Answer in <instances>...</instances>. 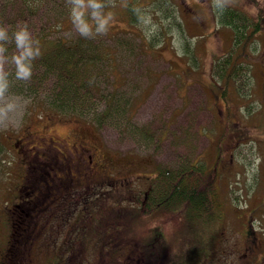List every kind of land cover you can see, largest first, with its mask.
Segmentation results:
<instances>
[{"label":"rangeland","instance_id":"rangeland-1","mask_svg":"<svg viewBox=\"0 0 264 264\" xmlns=\"http://www.w3.org/2000/svg\"><path fill=\"white\" fill-rule=\"evenodd\" d=\"M113 1L99 0L101 8L98 11L113 14L114 22L110 21L107 33L115 36V39L97 40L107 45L114 44L112 55L116 69L102 83L110 88L108 81L116 79L120 93L131 99L129 112L124 111L121 123L106 120L99 127L76 118L58 120L55 117L50 129L46 130L49 143L44 141L43 149L51 153L59 147L66 150L63 139L77 122H82L89 128L95 126L103 149L115 154L119 160H127L123 163L134 165V173L151 172L154 163L148 164L150 160L173 170L186 166V163L198 162L214 167L217 172L216 196L220 199L223 213L215 227L224 229L222 239L225 245L243 239L241 232L245 229L246 220L251 223L252 231L264 237V87L261 88V82L264 85V0H168L169 5H165L163 0H122L123 4L112 5ZM125 3L130 9L124 6ZM221 5L244 10L260 25L254 35L256 48L248 47L251 70L241 71V77L244 80L250 78L249 83H252L249 99L239 96L236 84L233 87L231 81L223 87V81L217 85L210 77L213 58L224 57L232 47V29L221 25L215 14V9ZM165 8L170 18L163 15ZM70 10L68 0H44L40 7L30 9L24 8L17 0H0V24L8 27L9 36L23 22L28 25L33 38L44 33L52 37L72 38L79 34L72 24ZM92 11L88 7L86 17H90ZM173 20L180 23L190 47L188 51H184L179 29ZM160 27L166 29V37ZM148 33L157 39L165 37L166 41L160 46H148L144 41ZM6 47L7 55L11 56L15 44L9 43ZM108 67L106 64V69ZM5 68L14 74L11 63H6ZM30 86L21 87L9 81L6 96L14 102L15 108L6 118H0V235L5 230L2 214L4 199H7L5 194L12 192L17 182L16 156L11 143L1 134L13 136L26 127L39 130V125L47 118L32 111L33 103L39 101L37 97L44 95L45 98V87ZM222 87L225 89L223 95L219 91L211 92V88L222 90ZM126 123L131 125V131L123 127ZM232 135L243 138L236 141ZM220 157L223 158L216 165ZM44 160L47 161L46 158ZM124 166H117V176H123ZM41 168L48 171L44 163H41ZM123 181L130 188L136 182L126 176ZM152 188H156V181ZM61 216H56L55 220ZM160 216L147 217L144 229L162 222L167 233L161 229H147L141 243L154 241L145 244L155 247L166 243L178 257L180 251H186L198 237L199 241H195L193 249L189 250V257H203L209 237L207 232H196L195 237L188 239L179 218L164 213ZM135 227L131 235L141 237L142 228ZM194 227L200 230V227ZM158 234L160 240L155 239ZM219 246L218 243L216 249ZM212 255L213 260L208 264H237L230 260L232 255L224 254L225 261L222 257L217 259L218 253L213 252ZM236 256L243 257L241 249ZM47 257L48 253L40 252L34 264H42Z\"/></svg>","mask_w":264,"mask_h":264},{"label":"trees","instance_id":"trees-1","mask_svg":"<svg viewBox=\"0 0 264 264\" xmlns=\"http://www.w3.org/2000/svg\"><path fill=\"white\" fill-rule=\"evenodd\" d=\"M17 1L23 4L24 8L30 9L40 7L44 0ZM163 2L169 5L168 0H163ZM116 3L120 4L122 0H114L112 5ZM125 5L130 9L127 3ZM258 13L262 15L260 10ZM215 14L221 25L232 29V47L224 57L213 58L210 77L217 85L223 81V87L231 81L233 87L236 84L238 95L249 99L252 83H249L250 78L244 80L243 76L241 77V71L251 70V54L248 47L256 48L254 35L260 27L259 22L253 21L248 17L250 15L244 13V10L232 6L221 5L215 9ZM163 15L170 18L167 8L163 9ZM173 23L179 29V40H182L184 51H186L190 47L185 41L180 23L176 20H173ZM160 31L163 36H167L165 28L160 27ZM165 37L157 39L156 36L148 33L144 41L148 43V46L152 44L160 46L166 41ZM100 38L115 39V36L106 33L94 38H84L80 35L66 38L52 37L44 33L34 38L39 42L41 55L33 61L31 79L17 80L15 74H11L9 81H14L21 87L25 85L31 87L32 84L36 87H45V98L44 95L37 97L39 101L34 102L32 106L34 114L47 117L46 122H42L39 126L44 123L50 125L52 121H55V117L58 120L70 117L86 123L91 122L92 125L99 127L106 120L121 123L124 119V111L128 114L131 99L120 93L116 79L108 81L110 88L102 83L107 79L108 74L116 69V66L112 55L114 44L107 45L97 41ZM142 47L146 50L144 46ZM106 64H109L108 69H106ZM223 87L222 90L211 88V92L219 91L223 95L225 91ZM262 87L264 85L262 86L261 82ZM34 91L36 92L35 89ZM81 123L75 124L72 134L80 136L75 132L85 133L83 139L94 143L99 151L104 152L103 156L111 160L113 166L129 165V169L123 167V171L127 169L123 175L136 181L133 188L123 184V179L117 176V167L109 181L104 180V174L99 173L96 189H91L87 195L78 196L72 205L68 204L65 213L57 220H55L56 216H51V221L60 230V232H52L36 227V218L28 216L31 213V206L28 204L20 205L16 213H12L7 208L17 196V179L12 192L5 194L8 197L4 199L6 203L2 207L5 230L0 235V255L6 257L2 252V248H5L10 255L13 251L24 253L27 250L30 252L36 250L38 254L43 252L47 255L48 253L49 257L42 264H208L213 260L211 257L213 252L219 254L216 256L217 259L222 257L225 261L224 254L235 257L241 249L243 257L238 256L235 260L237 264L242 261V258H244L243 264H264V237L251 230V223L246 220L245 239L247 242L233 240L229 246L225 245L222 239L224 229L215 227L223 218V213L220 199L216 196L217 172L214 167L198 162L190 165L186 163V166L173 170V168H163L150 160L148 164L154 163L152 171L137 174L134 173V165L123 163L127 160H119L115 154L103 149L96 135L95 126L89 128ZM123 127L128 128L129 131L132 130L129 123L123 124ZM26 130L32 131L33 129L23 128L20 133L13 136L1 134L2 138L4 137L7 142L11 143V149L15 153L18 161H16L17 175L23 161V154L19 152L15 142ZM232 136L236 141L243 138L239 135ZM247 137L244 136V138ZM46 143L49 142L46 140ZM40 145H43V142ZM221 158L223 157L216 161V165ZM119 181L121 183H118ZM154 181H156L155 189L152 188ZM163 213L181 220V226L185 229L188 239L195 237L196 232L208 233L203 257H189V250L193 249L195 241H199L198 237L195 238L191 247H187L186 251L182 249L178 257L174 256L176 251L166 243H162L160 247L145 244L146 242L154 243V241L141 243L147 229L165 231L162 222L144 229L147 225V217H161ZM31 218L33 221L30 220ZM192 221L198 223L194 225L200 227V230L195 229ZM134 226L142 228L141 237L135 238L131 235L135 230ZM245 229L241 232L243 239ZM160 238L159 234L155 236L156 240ZM44 241L50 243L65 241L66 248L59 250L51 245L50 249H44L42 248L45 247L42 245ZM218 243L221 246L216 249ZM244 244L251 249V251H246L249 256L244 255ZM195 253L198 254V251ZM38 254L34 255V260L30 264L35 263ZM93 257L97 260L95 258L96 261L91 263L90 260ZM13 258L16 259L15 256Z\"/></svg>","mask_w":264,"mask_h":264},{"label":"flooded vegetation","instance_id":"flooded-vegetation-1","mask_svg":"<svg viewBox=\"0 0 264 264\" xmlns=\"http://www.w3.org/2000/svg\"><path fill=\"white\" fill-rule=\"evenodd\" d=\"M48 126L47 123H44L39 130H26L15 142V146L23 154V161L17 175V196L7 208L12 213H16L20 205L28 204L31 206V213L28 216L36 218V227L44 231L60 232L59 227L51 221V216H61L65 213L68 204L75 202L78 196L87 195L91 189H96L99 173L104 174L103 179L109 181L117 166H113L111 160L103 156L104 152L99 151L94 143L83 139L85 133L75 132L80 136L74 135L72 132L66 135L63 139L66 150H61L60 147L54 153L44 150V145H40V143L46 141ZM44 158L47 159L46 162H44ZM41 163L46 165L48 171L42 170ZM125 167L129 169V165ZM126 168L122 172H125ZM121 178H125V175ZM28 179L32 182H29ZM38 194L43 196H36ZM30 220L33 221L32 218ZM246 231L247 229L244 231L242 243L247 242ZM42 245L45 246L42 247L44 249H50L51 245L54 246V249L63 250L66 248L65 241L53 243L44 241ZM243 249L245 250L244 255L246 251H251L246 244ZM2 252L6 257L0 255V264H30L34 260V255L38 254L36 250L33 252L27 250L24 253L13 251L10 255L5 251V248H2ZM95 258L90 260L91 263L97 260ZM237 258L238 256H231L230 260ZM243 260L244 258L239 264H243Z\"/></svg>","mask_w":264,"mask_h":264},{"label":"clouds","instance_id":"clouds-1","mask_svg":"<svg viewBox=\"0 0 264 264\" xmlns=\"http://www.w3.org/2000/svg\"><path fill=\"white\" fill-rule=\"evenodd\" d=\"M71 4L70 18L77 33L84 38H94L105 35L109 29L110 21L114 22L113 14L105 12L101 14L99 0H68ZM88 7L93 9L91 16L86 17ZM150 19V18H149ZM14 43L15 51L11 56L7 55V44ZM41 55L39 42L36 41L28 30V25L21 22L9 36L8 27L0 24V118H6L7 114L14 110V102L7 99L9 89V76L5 64L11 63L17 80H30L32 77L33 61Z\"/></svg>","mask_w":264,"mask_h":264},{"label":"bare ground","instance_id":"bare-ground-1","mask_svg":"<svg viewBox=\"0 0 264 264\" xmlns=\"http://www.w3.org/2000/svg\"><path fill=\"white\" fill-rule=\"evenodd\" d=\"M55 144V143H54ZM58 149V148H57Z\"/></svg>","mask_w":264,"mask_h":264}]
</instances>
